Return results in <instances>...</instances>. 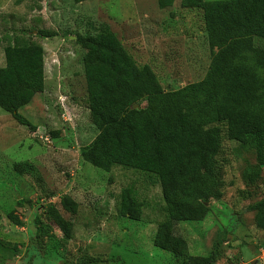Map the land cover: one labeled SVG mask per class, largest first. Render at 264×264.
Returning <instances> with one entry per match:
<instances>
[{"label":"rangeland","instance_id":"rangeland-1","mask_svg":"<svg viewBox=\"0 0 264 264\" xmlns=\"http://www.w3.org/2000/svg\"><path fill=\"white\" fill-rule=\"evenodd\" d=\"M180 1L160 9L156 0H0V66L4 47L34 44L42 49L43 67L41 92L18 110L33 131L0 110V264H184L152 244L165 218L155 178L120 166L104 172L80 157L96 129L87 109L84 50L75 43L76 36L104 27L138 66H148L163 91L199 84L211 50L201 10ZM41 30L55 36L39 37ZM255 73L264 116V70ZM219 126L217 197L207 200L201 221L179 222L174 233L190 256H207L216 245L215 264H264V232L245 211L264 192V165L249 183L254 149L225 138ZM125 193L139 206L136 220L120 215ZM64 197L75 204L74 213L63 209ZM54 215L68 223L69 236Z\"/></svg>","mask_w":264,"mask_h":264},{"label":"trees","instance_id":"trees-1","mask_svg":"<svg viewBox=\"0 0 264 264\" xmlns=\"http://www.w3.org/2000/svg\"><path fill=\"white\" fill-rule=\"evenodd\" d=\"M158 8L173 0H156ZM183 8L202 12L211 61L204 80L163 91L148 66H138L106 28L76 36L82 56L87 109L96 129L79 149L81 159L107 172L113 166L152 175L159 184L165 218L157 224L154 247L180 258L184 264H215L216 245L207 256H190L186 243L174 233L179 222L201 221L207 200L221 185L217 155L225 138L249 144L256 153L255 170L264 165V116L258 107L260 86L255 70H264V0H181ZM43 38L55 32L37 31ZM212 50H215L212 52ZM0 66V110L20 126L34 127L18 112L43 88L42 49L15 44L3 49ZM250 62V63H249ZM64 210L75 204L64 197ZM120 215L138 219L139 206L121 196ZM256 229L264 232V192L245 208ZM8 219L18 225L12 214ZM55 225L70 235L68 223L54 215Z\"/></svg>","mask_w":264,"mask_h":264},{"label":"water","instance_id":"water-1","mask_svg":"<svg viewBox=\"0 0 264 264\" xmlns=\"http://www.w3.org/2000/svg\"><path fill=\"white\" fill-rule=\"evenodd\" d=\"M73 39H74V37H73Z\"/></svg>","mask_w":264,"mask_h":264}]
</instances>
